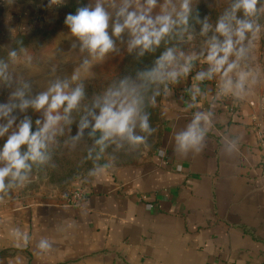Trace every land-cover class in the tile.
Instances as JSON below:
<instances>
[{"label": "crops", "instance_id": "0c3cea01", "mask_svg": "<svg viewBox=\"0 0 264 264\" xmlns=\"http://www.w3.org/2000/svg\"><path fill=\"white\" fill-rule=\"evenodd\" d=\"M8 2L0 0L3 18ZM209 68L181 72L168 88L160 149L143 161L98 168L79 204L0 194V264H264L263 153L253 127L264 76L242 98L217 99L215 73L196 79ZM197 111L213 114L203 145L177 151L175 134ZM40 239L51 248L39 249Z\"/></svg>", "mask_w": 264, "mask_h": 264}, {"label": "rangeland", "instance_id": "374dc122", "mask_svg": "<svg viewBox=\"0 0 264 264\" xmlns=\"http://www.w3.org/2000/svg\"><path fill=\"white\" fill-rule=\"evenodd\" d=\"M182 2L156 0L150 15L155 18L166 11L172 12L173 7L179 11ZM187 2V24L174 25L158 45L142 52L140 47L129 49L132 36L128 29L119 36L112 33L113 24L123 22V18L116 13L124 6L125 0H9L7 7H10V13L3 18L4 10H0V106H7L11 111L6 116L0 114V128L8 125L9 121L12 123L8 131L0 135V146L25 120L31 121L32 131L42 126L47 106L36 109L31 101L53 85L67 83L66 91L80 87L83 94L77 107L68 114L69 122L62 120L48 142L46 162L34 164L25 187L10 190L7 197L31 193L65 199L76 184L87 185L98 168L143 161L160 149L166 134L162 103L168 90L166 73L184 66L187 57H195L191 62H206L212 38L224 39L215 27L234 0ZM97 3H101L109 13L107 31L114 43L113 50L103 57L93 56L83 49L81 41L71 33L68 25L65 27L60 22L66 5L92 8ZM129 3V11H134L137 4L145 5V0H129ZM257 8V16L253 19L261 26L259 39L254 41L256 47L240 63L264 69V0H258ZM237 17L243 18L242 13L237 12ZM173 18L177 19L175 12ZM205 25L208 26L206 31ZM38 30H49L50 34L38 37ZM23 33L34 37L27 40L20 38ZM169 49L176 59L164 69L163 81L150 80L146 74L157 67L159 58ZM12 52L16 53L15 57L10 55ZM215 74L220 81V73ZM262 81L263 76L247 90L259 86ZM121 82L137 89L142 99V112L148 115L149 124L154 129L151 135H147L145 144L132 146L116 138L107 141L101 151V146L95 143L100 133L89 135L91 124L78 139H73L79 132L82 118L92 122L90 113H98L96 105L102 103L110 90L119 88ZM24 101H29V104L22 108ZM58 111L63 115V107ZM37 121L40 123L37 124ZM136 131L143 135L139 129Z\"/></svg>", "mask_w": 264, "mask_h": 264}, {"label": "clouds", "instance_id": "9594fccd", "mask_svg": "<svg viewBox=\"0 0 264 264\" xmlns=\"http://www.w3.org/2000/svg\"><path fill=\"white\" fill-rule=\"evenodd\" d=\"M258 0H234L229 10L218 19L215 31L224 37L222 41L215 36L209 46L205 61L210 65L208 72L197 74V80L206 77L211 79L214 73H220V81L217 91V99L221 97L242 98L247 88L256 84L264 76V69L241 65L248 54L256 47L254 41L259 39L261 26L254 17L257 16ZM156 5V0H145V5H136V10L129 11V0H125L120 7L117 16L123 18V22L113 24V35L119 36L125 29L131 33L132 39L129 49L140 47L141 51L158 45L163 36L167 35L176 24H187L189 5L187 0L180 4V10L173 7L172 12H164L153 18L150 13ZM173 12L177 19L173 18ZM241 12L243 18L237 17ZM109 13L101 3L94 7H82L75 14H68L65 23L71 33L81 41V47L97 57H103L114 48L113 40L107 31L109 27ZM205 25V31L207 30ZM247 41V43H245ZM15 57L16 53L12 52ZM183 56V53H180ZM235 57L231 59L230 57ZM195 57L185 58V65L179 72L175 69L166 73L167 77L175 80L182 72L186 74L190 68V62ZM176 57L171 49L167 50L159 58L157 67L147 73L150 80L163 81L164 69L173 64ZM231 73V75H230ZM67 83H57L31 101L36 109L45 108V121L38 130H31V121L25 120L16 132L8 136L0 146V194L7 195L10 190H20L29 182V173L34 164H43L48 159V142L52 140L55 131L63 120L68 121V114L77 107L82 89L76 87L66 91ZM198 91V89H197ZM18 95H23L19 93ZM29 101H24L21 107H27ZM142 99L133 86L121 82L119 88L110 90L103 98L102 103L97 104L98 113H90L92 122L82 118L79 132L73 139H78L83 130L91 124L89 135L100 133L95 143L101 146L103 151L106 142L119 138L127 141L132 146L145 144L147 135H151L154 129L149 124L148 115L142 112ZM63 107V115L58 111ZM0 114L7 115L11 109L0 106ZM212 112L197 111L185 129L175 134L177 151L186 153L189 150L199 151L203 145L206 133L212 123ZM8 125L0 128V135L8 131ZM40 122L37 121V124ZM139 129L140 133H137ZM226 139V138H225ZM22 146L24 150H22ZM233 145H230L232 147ZM163 154V153H161ZM106 166H102L98 172H104ZM13 235H19V229L11 230ZM27 241V235H24ZM42 251L51 248L47 239H40L37 245Z\"/></svg>", "mask_w": 264, "mask_h": 264}, {"label": "built area", "instance_id": "2783aa9c", "mask_svg": "<svg viewBox=\"0 0 264 264\" xmlns=\"http://www.w3.org/2000/svg\"><path fill=\"white\" fill-rule=\"evenodd\" d=\"M236 102L231 103V109H233L236 106ZM252 106L255 105V102H250ZM253 127L256 131L258 142L260 149L263 153V160L261 163V179L264 183V106L261 109V111L258 114L254 115V122H253ZM89 194V187L87 185H82L78 187L77 189H74L69 196H67L65 199H63V203L67 205H77L83 200L87 198ZM155 204H150L151 207H154Z\"/></svg>", "mask_w": 264, "mask_h": 264}, {"label": "trees", "instance_id": "16d2710c", "mask_svg": "<svg viewBox=\"0 0 264 264\" xmlns=\"http://www.w3.org/2000/svg\"><path fill=\"white\" fill-rule=\"evenodd\" d=\"M82 7H85V6H80V5L78 6L76 4H68V5H66L64 11H62L61 18H60L61 19L60 22H63L64 26L66 27L67 24L65 23V19H66L67 15L68 14H75L77 12V10L80 9V8H82ZM58 28L59 29H63L62 27H59V26H58ZM49 34H50V31L49 30H38L36 36H38V37H47ZM19 37L20 38H24V39L27 40L29 37L32 39L34 37V35H26L25 33H23ZM200 64H207V65H209L207 62H204V63H201L199 61L198 62H196V61L190 62V65L191 66H190L189 71H188L189 72L188 73V76L189 77H191V76L194 75V73H195V69L194 68L196 66L200 65ZM209 67H210V65H209ZM178 77H179V75L176 77V79ZM174 81L171 80V79H169L167 77V80H166L167 87L169 88L170 86H172V84L174 83Z\"/></svg>", "mask_w": 264, "mask_h": 264}]
</instances>
